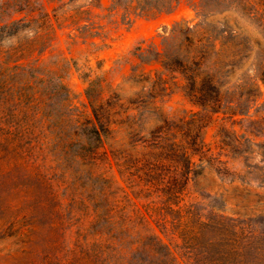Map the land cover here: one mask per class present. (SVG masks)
Wrapping results in <instances>:
<instances>
[{"label":"trees","instance_id":"obj_1","mask_svg":"<svg viewBox=\"0 0 264 264\" xmlns=\"http://www.w3.org/2000/svg\"><path fill=\"white\" fill-rule=\"evenodd\" d=\"M180 1L114 4L147 13L172 11ZM188 1L197 15L195 25L176 24L163 39V51L136 49L142 64H161L164 70L153 77L136 67L131 80L142 86L136 98L125 102L117 92H106L104 80H97L87 90L90 114L69 113L56 121L44 114L46 121L38 124L48 128L39 134L36 126L26 127L32 116L16 124L17 118L5 114L2 105L11 97L17 96L19 105L27 98V111L32 107L39 115L41 106L66 87L59 82L51 90L46 70L34 59L45 50L36 45L45 40L39 33L36 42L1 50L6 38L18 35L20 25L32 23L24 18L1 25V17L12 8L34 9L30 0L0 4V215L12 211L6 205L11 191L25 196L12 212L23 218L18 225L15 219L9 222L18 254L12 264H264L263 213L229 216L222 201L183 204L189 183L211 166L229 182H240L238 197L244 206L264 205V194L253 192L264 191V119L250 115L253 108L256 114L262 108L256 106L264 88V0ZM218 6L257 26L261 37L254 46L226 17L210 19ZM244 66L242 80L231 84V76ZM168 74L181 78L185 96L200 111L171 119L153 106L165 91ZM103 93L109 98L104 100ZM219 114L230 126L218 131L220 152L215 154L205 142L204 128ZM148 115L155 124L141 135ZM50 154L55 166L46 163ZM230 161L243 162L245 169L232 171ZM100 167L106 172L98 173ZM113 167L126 187L107 177ZM69 172L73 181L66 179ZM56 182L65 185L69 204L57 196ZM71 228L76 232L69 243Z\"/></svg>","mask_w":264,"mask_h":264},{"label":"rangeland","instance_id":"obj_2","mask_svg":"<svg viewBox=\"0 0 264 264\" xmlns=\"http://www.w3.org/2000/svg\"><path fill=\"white\" fill-rule=\"evenodd\" d=\"M6 0H0V4ZM33 4L34 11L26 9L22 12L7 11L2 17V23L11 24L14 21L26 18L25 23H30V27L22 28L17 36H11L4 40L2 51L11 50L18 44H26L36 38L34 35L39 33L44 36L45 40H38L36 45L39 50L45 48L42 54L39 51L34 59H39L42 69L46 70L45 79L49 80L51 90L56 88L59 82L65 85L66 89L62 94L51 97L47 103L41 106V113L36 114L35 110L27 111L29 102L15 100L11 97L9 102L2 105L1 110L5 114H14L19 120L32 116L31 123L36 126V134L47 130V123L38 124L43 115L52 116L56 121L61 116L69 113L79 114L85 112L91 113L87 90L92 83L97 80H104L103 86L106 92H117L121 95L125 102L137 97L141 91V84L131 80L134 76V69L140 67L138 73L144 72L146 75L155 76V71H164L161 64H142V61L135 54L137 48L148 49L150 47L157 48L159 51L164 50L163 39L169 34V31L176 25L193 26L198 22L196 12L190 6L188 0H181L178 6L172 11H155L140 13L139 10H127L124 6L116 7L114 0H30ZM25 0H19V3ZM133 5H136L134 2ZM223 7H213L210 19L222 20L224 17L228 22L239 28L240 33L246 36L251 46H254L257 39L261 37L257 26L246 18L241 17L232 9H222ZM223 10V11H222ZM46 19V25L42 28L43 21ZM36 20L37 22H34ZM244 68L233 76L230 83L236 84L243 77L242 74L246 70ZM251 74L254 72L250 71ZM177 77V78H176ZM167 83L163 88L165 91L158 97L153 106L160 108L171 119H177L186 111L198 112L200 108L194 105L185 96L183 91V81L177 74L174 76L165 75ZM22 77L18 82H23ZM19 86V85H18ZM96 95L100 93L95 91ZM104 100L109 98V93H103ZM262 106L259 113L256 114L255 108L250 112L251 118L264 119V88L263 98L256 107ZM131 113H136L132 111ZM223 115L219 114L213 117V121L208 123L204 128V139L209 148L215 154H219L220 149L217 146V133L223 126H230V122L222 121ZM46 120L42 119V122ZM155 117L148 115L143 120L144 129L141 135H145L148 129L154 126ZM39 125V127H38ZM239 129V127H236ZM27 130V128H25ZM120 138L122 136L120 135ZM47 144L49 138L44 137ZM48 145V144H47ZM50 146V143L48 147ZM47 152V150H46ZM222 159L226 161V157ZM197 160V159H196ZM259 159H256V162ZM48 165H56L53 156L48 155L46 162ZM228 166L232 171L242 172L245 169L243 162L230 161ZM107 169V168H106ZM106 169L100 167L99 172H106ZM108 178H113L119 186L126 187L125 178L120 175L116 167L108 170L106 173ZM80 182L85 181V177ZM67 180L73 181L74 177L69 172L66 176ZM62 185V186H60ZM256 185V184H255ZM65 185L61 182L55 183L56 194L65 204H69L70 197L65 195ZM238 187V188H237ZM255 187V186H254ZM243 186L240 182L231 183L218 174L215 167L206 166L201 176L197 177L189 183L188 193L183 204L193 202H214L224 205V213L229 216L237 217L245 214H264L263 206H253L247 208L245 203L238 197ZM254 193L264 194L263 190H255ZM25 196L23 192L17 190L11 191L7 196L6 205L12 210L7 215H0V264H12L14 258L18 256L16 253L17 246L15 238L9 236V222L15 219L16 225L23 218V214L14 218L13 211L19 209ZM76 228L68 231L67 239L71 243ZM30 264H39L37 260L30 261Z\"/></svg>","mask_w":264,"mask_h":264}]
</instances>
